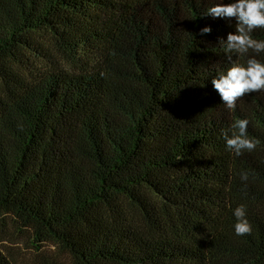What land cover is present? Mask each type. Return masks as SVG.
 I'll list each match as a JSON object with an SVG mask.
<instances>
[{"label": "trees", "instance_id": "obj_1", "mask_svg": "<svg viewBox=\"0 0 264 264\" xmlns=\"http://www.w3.org/2000/svg\"><path fill=\"white\" fill-rule=\"evenodd\" d=\"M219 2L0 0V213L70 264H264V91L229 110L213 88Z\"/></svg>", "mask_w": 264, "mask_h": 264}, {"label": "clouds", "instance_id": "obj_2", "mask_svg": "<svg viewBox=\"0 0 264 264\" xmlns=\"http://www.w3.org/2000/svg\"><path fill=\"white\" fill-rule=\"evenodd\" d=\"M207 15L219 18L234 19L235 32H229L227 39L220 40L229 63L226 71L217 73L211 84L219 94L221 101L229 110L236 107V101L245 95L264 91V62L249 57L245 63L232 58V53L239 57L247 56L251 50L254 53L264 52V40L253 38L252 33L258 28H264V0H231L229 3L219 2L207 9ZM209 27L200 29L201 34L210 33ZM249 121L236 119L230 129L222 131L226 147L236 156L245 151H253L259 141L250 138L247 133ZM241 180L247 181L248 173L242 172ZM234 230L236 235L251 234V224L246 217V208L239 205L235 208Z\"/></svg>", "mask_w": 264, "mask_h": 264}, {"label": "rangeland", "instance_id": "obj_3", "mask_svg": "<svg viewBox=\"0 0 264 264\" xmlns=\"http://www.w3.org/2000/svg\"><path fill=\"white\" fill-rule=\"evenodd\" d=\"M14 223V217L0 213V249L13 264H70L58 246L34 242L29 230Z\"/></svg>", "mask_w": 264, "mask_h": 264}]
</instances>
